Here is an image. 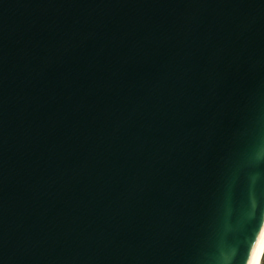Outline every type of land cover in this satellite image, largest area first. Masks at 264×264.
Masks as SVG:
<instances>
[{"label":"water","instance_id":"1","mask_svg":"<svg viewBox=\"0 0 264 264\" xmlns=\"http://www.w3.org/2000/svg\"><path fill=\"white\" fill-rule=\"evenodd\" d=\"M264 227V0H0V264H250Z\"/></svg>","mask_w":264,"mask_h":264},{"label":"bare ground","instance_id":"2","mask_svg":"<svg viewBox=\"0 0 264 264\" xmlns=\"http://www.w3.org/2000/svg\"><path fill=\"white\" fill-rule=\"evenodd\" d=\"M264 253V227L255 245L250 264H260Z\"/></svg>","mask_w":264,"mask_h":264},{"label":"rangeland","instance_id":"3","mask_svg":"<svg viewBox=\"0 0 264 264\" xmlns=\"http://www.w3.org/2000/svg\"><path fill=\"white\" fill-rule=\"evenodd\" d=\"M263 257H264V253H263ZM262 257L261 263L260 264H264V258Z\"/></svg>","mask_w":264,"mask_h":264},{"label":"built area","instance_id":"4","mask_svg":"<svg viewBox=\"0 0 264 264\" xmlns=\"http://www.w3.org/2000/svg\"><path fill=\"white\" fill-rule=\"evenodd\" d=\"M264 258V257H263Z\"/></svg>","mask_w":264,"mask_h":264}]
</instances>
